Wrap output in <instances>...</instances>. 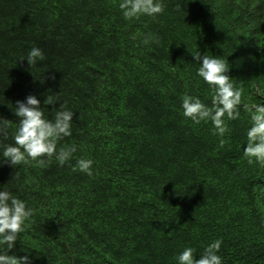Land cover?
<instances>
[{
  "label": "trees",
  "instance_id": "16d2710c",
  "mask_svg": "<svg viewBox=\"0 0 264 264\" xmlns=\"http://www.w3.org/2000/svg\"><path fill=\"white\" fill-rule=\"evenodd\" d=\"M121 0H0V191L34 210L15 247L32 264H178L222 240V264H264V165L243 156L251 116L213 124L183 115L182 97L211 107L213 88L192 54L229 66L242 104H264V0H162L126 20ZM159 43L145 45L146 34ZM45 60L30 66V49ZM55 79H52V77ZM28 95L45 117L74 112L70 161L15 168V104ZM54 105H45L47 97ZM221 140L224 144L221 147ZM91 159L92 175L73 171Z\"/></svg>",
  "mask_w": 264,
  "mask_h": 264
},
{
  "label": "clouds",
  "instance_id": "9594fccd",
  "mask_svg": "<svg viewBox=\"0 0 264 264\" xmlns=\"http://www.w3.org/2000/svg\"><path fill=\"white\" fill-rule=\"evenodd\" d=\"M119 7L126 20L139 19L143 15L155 17L162 14L164 4L162 0H121ZM159 43V38L151 33L146 34L143 43ZM195 62L200 67L197 75L210 85L214 94L211 107L205 105L199 97L185 94L182 97L183 115L191 119L195 124L210 121L214 127V135L221 137L229 130L225 122L240 118V107L250 114L251 127L247 130V143L243 151L248 164L259 162L264 165V104L243 103V88L235 87L228 75L229 66L219 56L201 54L200 51L192 54ZM27 60L30 66L37 61H44L45 55L39 47L30 49L21 62ZM52 79H55L53 76ZM45 105H54L51 97L44 101ZM54 117L48 119L41 106V101L36 95H28L26 100L17 101L15 115L19 117L18 128L14 134V143L2 145L3 163L12 167L34 162L44 166L53 157L60 165L71 160L77 151L75 145L61 146L59 142L72 134V121L74 112L69 110L66 104H60L59 108H53ZM9 120L0 117V135L7 138ZM221 140V147H223ZM93 161L80 158L73 171L79 170L91 176ZM34 214V210L27 207L26 203L13 196L9 191H0V264H32L29 256L18 257L9 252L15 247L16 241L25 231L26 221ZM222 240H215L209 244L199 255H194L195 249L185 248L177 257L178 264H222V257L218 255Z\"/></svg>",
  "mask_w": 264,
  "mask_h": 264
}]
</instances>
